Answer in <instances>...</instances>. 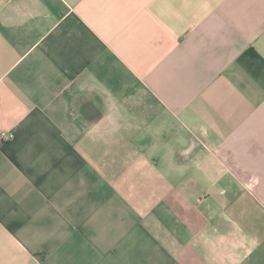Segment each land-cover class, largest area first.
Listing matches in <instances>:
<instances>
[{
	"label": "crops",
	"instance_id": "1",
	"mask_svg": "<svg viewBox=\"0 0 264 264\" xmlns=\"http://www.w3.org/2000/svg\"><path fill=\"white\" fill-rule=\"evenodd\" d=\"M0 264H264V0H0Z\"/></svg>",
	"mask_w": 264,
	"mask_h": 264
},
{
	"label": "built area",
	"instance_id": "2",
	"mask_svg": "<svg viewBox=\"0 0 264 264\" xmlns=\"http://www.w3.org/2000/svg\"><path fill=\"white\" fill-rule=\"evenodd\" d=\"M13 138V133L10 131H1L0 132V145L5 142L10 141Z\"/></svg>",
	"mask_w": 264,
	"mask_h": 264
}]
</instances>
